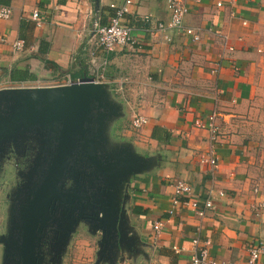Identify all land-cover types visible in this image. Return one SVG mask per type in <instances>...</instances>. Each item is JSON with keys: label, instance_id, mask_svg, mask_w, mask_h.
I'll list each match as a JSON object with an SVG mask.
<instances>
[{"label": "crops", "instance_id": "0c3cea01", "mask_svg": "<svg viewBox=\"0 0 264 264\" xmlns=\"http://www.w3.org/2000/svg\"><path fill=\"white\" fill-rule=\"evenodd\" d=\"M0 1V9L9 10L0 18V89L59 86L88 77L91 22L105 24L108 5L121 2ZM165 1H132V48L93 51L98 63L105 61L99 83L118 107L106 123L111 149L125 147L140 161L113 195L130 247L115 239L100 264H190L193 237L207 241L210 257L243 263L248 246L264 248V206H259L264 203V0H185L182 24L197 30L199 38L190 41L173 31L169 42L152 30L155 21L167 19ZM32 10L39 26L29 18ZM16 39L23 43L19 51L10 46ZM120 78L126 82L118 93ZM211 111L213 141L193 126ZM130 114L143 116L145 124L132 131ZM208 153L211 167L199 162ZM177 180L188 183L197 208L204 199L211 202L203 217L189 207L165 213ZM156 220H162V229L153 236ZM84 226L97 238L76 262L92 264L98 235ZM256 264H264V254Z\"/></svg>", "mask_w": 264, "mask_h": 264}, {"label": "water", "instance_id": "95a60500", "mask_svg": "<svg viewBox=\"0 0 264 264\" xmlns=\"http://www.w3.org/2000/svg\"><path fill=\"white\" fill-rule=\"evenodd\" d=\"M117 113L104 85L88 77L69 85L0 89V150L23 138L35 144L7 238L0 236L2 264H37L46 231L58 253L75 220L98 235L92 264L106 259L115 239L130 247L113 195L140 161L125 147L103 152L105 125Z\"/></svg>", "mask_w": 264, "mask_h": 264}, {"label": "built area", "instance_id": "2783aa9c", "mask_svg": "<svg viewBox=\"0 0 264 264\" xmlns=\"http://www.w3.org/2000/svg\"><path fill=\"white\" fill-rule=\"evenodd\" d=\"M133 0H121L118 4H109L108 8L111 10L107 22L105 24L99 23L97 19L91 22V31L89 33L87 42L92 47L88 54L87 59V71L88 78L92 82L99 83L102 79V67L104 64L103 60L98 63L95 59L93 51L102 53L103 55L112 51L115 47L127 46L132 48L134 42L130 35L131 24L128 19L129 7ZM215 6H219V3H215ZM165 10L167 12V19L165 21H155L152 26L154 32L163 33V40L165 42L170 41V34L173 31L181 32L183 35L187 36L190 41L198 40L197 30L185 27L182 24V19L187 13V7L185 5V0H166ZM9 10L7 8L0 9V18L6 19L8 17ZM30 20L33 22L34 26H39L38 12L32 10L29 15ZM148 17H144L143 21H147ZM244 24V22H242ZM2 39L0 38V41ZM11 49L13 51H19L23 47L21 40L16 39L11 43ZM227 50H231L230 46L226 47ZM77 82L76 80L66 79L61 85H69L71 83ZM126 82L125 78H120L114 88L115 92L121 93L122 84ZM216 118V113L211 111L208 113L203 120H195L193 126L199 129L206 130L208 134V140L213 141L216 135V126L214 125V120ZM146 120L143 116L138 114H130L128 118V127L132 131L138 130ZM199 162L206 163L210 167L214 164V159L209 156H202L199 158ZM252 191H256V187L252 188ZM191 194V189L188 183L177 180L172 185L171 195L168 199V208L165 213L170 216L177 209L182 207H189L194 210V214L201 218L207 210L212 208L211 202L208 199H204L201 202V207L197 208L194 201L189 200V195ZM218 196H221V192H217ZM259 206H264V203H260ZM162 229V220H156L151 225V232L153 236H157ZM193 245V252L189 256L190 264H256L258 257L264 254V248L261 243L255 245H250L246 249V257L243 263L234 261H225L220 259H215L208 255L206 244L207 241L193 237L190 240ZM173 252H177L176 247H171Z\"/></svg>", "mask_w": 264, "mask_h": 264}, {"label": "rangeland", "instance_id": "374dc122", "mask_svg": "<svg viewBox=\"0 0 264 264\" xmlns=\"http://www.w3.org/2000/svg\"><path fill=\"white\" fill-rule=\"evenodd\" d=\"M103 134L105 139L103 152H108L112 144L106 125ZM30 139L23 138L15 144L6 143L0 150V236L2 235L3 239L7 238L9 226L13 219L16 192L23 185L24 174L35 155V144L33 139ZM29 171L31 176L35 175V168ZM82 223L80 220L74 221L72 230L58 253L54 252V248L51 246L53 240L50 233L46 231L39 244L37 264H77L76 258L78 256L80 258L86 246L94 243L93 241L97 238L96 235L86 232L84 223ZM3 259L4 246L0 242V264H2Z\"/></svg>", "mask_w": 264, "mask_h": 264}, {"label": "trees", "instance_id": "16d2710c", "mask_svg": "<svg viewBox=\"0 0 264 264\" xmlns=\"http://www.w3.org/2000/svg\"><path fill=\"white\" fill-rule=\"evenodd\" d=\"M90 2H91V0H89ZM1 2V1H0ZM13 71H10V73H9V75H8V79L9 80H12L13 79V77H12V75H13Z\"/></svg>", "mask_w": 264, "mask_h": 264}]
</instances>
